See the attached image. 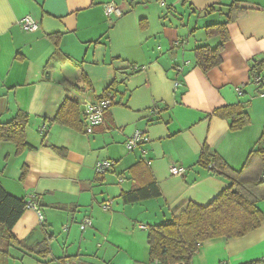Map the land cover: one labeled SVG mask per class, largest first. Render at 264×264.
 <instances>
[{"label": "crops", "instance_id": "0c3cea01", "mask_svg": "<svg viewBox=\"0 0 264 264\" xmlns=\"http://www.w3.org/2000/svg\"><path fill=\"white\" fill-rule=\"evenodd\" d=\"M230 1L0 0V121L27 114L32 146L17 154L13 142L0 143V183L28 202L12 234L49 250L12 249L7 264H120L118 257L149 264L148 225L170 220L185 201L205 205L228 186L199 157L206 147L238 170L264 132V79H248L253 60L264 59V0H237L248 10L227 25L220 65L202 72L193 49L219 42L205 26L222 21ZM109 2L121 15L105 14ZM25 15L38 30L20 27ZM67 97L78 103L82 129L55 121ZM103 98L112 100L103 123L86 133L82 109ZM238 102L250 122L232 131L214 110ZM137 130L148 140L128 150ZM100 159L114 162L103 174L94 169ZM172 165L185 174L172 175ZM150 179L159 197L123 203V192ZM257 206L264 213V199ZM85 218L91 224L82 227ZM258 259L264 220L244 236L203 241L192 264Z\"/></svg>", "mask_w": 264, "mask_h": 264}, {"label": "trees", "instance_id": "16d2710c", "mask_svg": "<svg viewBox=\"0 0 264 264\" xmlns=\"http://www.w3.org/2000/svg\"><path fill=\"white\" fill-rule=\"evenodd\" d=\"M213 9L210 6L207 10ZM248 8L240 1L231 0L223 13V20L205 26L208 37L218 36L219 42L193 49L194 62L202 72L220 65L221 51L229 39L227 25L247 12ZM219 12H221L219 10ZM56 36V35H54ZM249 81L261 83L264 79V59L253 60L249 68ZM214 114L228 120L232 131L239 130L250 122L248 113L241 102L216 108ZM55 121L75 129H82L78 115V103L67 97L60 107ZM28 116L18 111L7 122L0 121V143L11 141L19 154L32 148L26 140ZM84 123V121H83ZM199 161L212 173L229 180L228 186L209 203L200 205L185 201L175 207L171 219L160 224L148 225L146 240L149 264H192L200 244L215 237H241L258 228L264 220L263 211L257 206L264 199V132L259 137L243 166L231 168L216 152L204 147ZM210 166V167H209ZM21 179H23L21 177ZM161 195L154 179L140 184L121 194L123 203H132ZM28 202L7 192L0 183V264H7L11 250H25L44 256L49 250L44 243L28 246L11 232L13 225L25 211ZM41 249L42 253L38 250ZM243 264H264L262 259Z\"/></svg>", "mask_w": 264, "mask_h": 264}, {"label": "built area", "instance_id": "2783aa9c", "mask_svg": "<svg viewBox=\"0 0 264 264\" xmlns=\"http://www.w3.org/2000/svg\"><path fill=\"white\" fill-rule=\"evenodd\" d=\"M105 14L107 16H119L121 15L120 9L109 2L105 4L104 7ZM20 27L25 31H36L39 29V22L35 20L31 15H25L19 19ZM178 85V82H175V87ZM112 104V100L110 98H103L96 103H87L85 104L84 108L82 109V117L84 121V129L86 133H91L94 127L99 126L103 123V114L104 111L109 108ZM148 137L142 131H135L126 141V148L128 150H132L135 147L140 146L142 143L146 142ZM114 165V162L109 159H100L95 162L94 169L97 174H103L106 171L110 170ZM186 172V168L181 165H172L170 167V173L172 175L182 176ZM121 181V179H120ZM33 206L39 215L40 211L38 208ZM110 207V202H105L102 204V208L104 210H108ZM91 224L90 219L85 218L82 223V227L89 226ZM62 264H71L68 260H64ZM152 264H158L154 262Z\"/></svg>", "mask_w": 264, "mask_h": 264}, {"label": "rangeland", "instance_id": "374dc122", "mask_svg": "<svg viewBox=\"0 0 264 264\" xmlns=\"http://www.w3.org/2000/svg\"><path fill=\"white\" fill-rule=\"evenodd\" d=\"M259 207L262 205V203L258 204ZM117 260L120 262V264H126V262L123 260L122 257H118Z\"/></svg>", "mask_w": 264, "mask_h": 264}]
</instances>
